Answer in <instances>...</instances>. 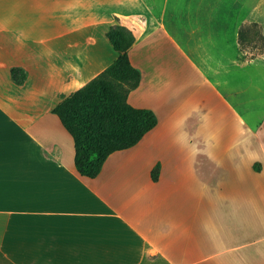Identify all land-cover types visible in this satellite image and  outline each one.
<instances>
[{
    "label": "crops",
    "instance_id": "1",
    "mask_svg": "<svg viewBox=\"0 0 264 264\" xmlns=\"http://www.w3.org/2000/svg\"><path fill=\"white\" fill-rule=\"evenodd\" d=\"M263 4L0 0V264H264ZM115 24L158 121L90 177L54 109L118 58Z\"/></svg>",
    "mask_w": 264,
    "mask_h": 264
},
{
    "label": "trees",
    "instance_id": "2",
    "mask_svg": "<svg viewBox=\"0 0 264 264\" xmlns=\"http://www.w3.org/2000/svg\"><path fill=\"white\" fill-rule=\"evenodd\" d=\"M108 37L119 53L118 58L54 109L74 138L77 169L90 177L98 175L112 152L136 144L158 121L151 109L135 108L127 101L129 92L139 85L141 77L129 56L136 39L134 33L123 24H115ZM123 71L127 74L124 79L129 77V86L125 99L113 109L106 99L115 87V75L120 76Z\"/></svg>",
    "mask_w": 264,
    "mask_h": 264
},
{
    "label": "rangeland",
    "instance_id": "3",
    "mask_svg": "<svg viewBox=\"0 0 264 264\" xmlns=\"http://www.w3.org/2000/svg\"><path fill=\"white\" fill-rule=\"evenodd\" d=\"M264 7V4H263ZM255 29V30H254ZM252 33L245 36V41L247 46H249V50L253 58H257L260 61H264V31L263 26L261 28V32L258 28H254ZM260 32V33H259ZM126 72H120V76H116L114 78L115 87L109 93V98L106 99V103L113 109H116L118 105L121 104L122 100L125 99L126 88L129 86V77L128 79H124Z\"/></svg>",
    "mask_w": 264,
    "mask_h": 264
}]
</instances>
